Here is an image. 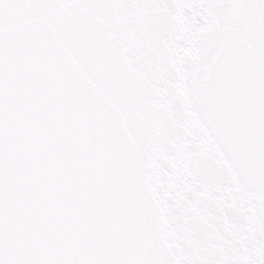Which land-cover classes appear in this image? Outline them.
Wrapping results in <instances>:
<instances>
[{"label": "snow or ice", "instance_id": "1", "mask_svg": "<svg viewBox=\"0 0 264 264\" xmlns=\"http://www.w3.org/2000/svg\"><path fill=\"white\" fill-rule=\"evenodd\" d=\"M0 264H264V0H0Z\"/></svg>", "mask_w": 264, "mask_h": 264}]
</instances>
